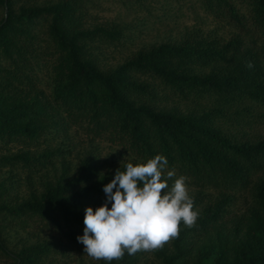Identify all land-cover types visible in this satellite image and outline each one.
I'll return each mask as SVG.
<instances>
[{
  "label": "trees",
  "instance_id": "obj_1",
  "mask_svg": "<svg viewBox=\"0 0 264 264\" xmlns=\"http://www.w3.org/2000/svg\"><path fill=\"white\" fill-rule=\"evenodd\" d=\"M23 1L0 0V144H36L49 132L67 136L71 126L84 122L136 158L127 163L136 166L163 155L167 171L174 169L202 188L243 190L262 175L253 187V207L231 233L218 224L229 202L224 197L190 229L179 230L171 251L162 247L156 254L163 264H264V137L241 140L218 124H229L234 113H247L248 103L257 104L264 116V0H202L206 11L230 29L229 40L210 35L162 44L110 71L100 68L92 44L97 39L118 41L121 32L80 29L73 0L45 7ZM42 24L55 60L52 98L38 91L27 73L33 59L42 56ZM145 77L152 83L141 80ZM204 98L212 100L206 111L183 112L166 105L174 99ZM54 155H2L0 170L22 171L33 187L34 176L55 167ZM126 164L118 169L125 171ZM62 170L42 193L33 191L23 201L10 200L17 174L0 182V251L10 264H54L57 248L44 242L13 252L2 236L7 225L26 229L40 218L75 241L83 234L85 209L106 202L103 187L116 172L102 173L90 157L81 161L76 176L66 177L64 165ZM191 233L208 239L194 262ZM137 254L125 252L119 261L105 264H136Z\"/></svg>",
  "mask_w": 264,
  "mask_h": 264
},
{
  "label": "rangeland",
  "instance_id": "obj_2",
  "mask_svg": "<svg viewBox=\"0 0 264 264\" xmlns=\"http://www.w3.org/2000/svg\"><path fill=\"white\" fill-rule=\"evenodd\" d=\"M24 0L23 2H25ZM59 0H30L29 7H45L56 4ZM77 2L76 25L80 29L94 30L97 27H104L109 30L121 32L118 41H101L97 39L93 44V53L98 65L104 71L114 70L125 64L142 51L162 44H179L185 40H192L198 37L208 38L210 35L224 38V42L229 40L228 28H223L224 24L219 22L214 15L206 11L202 0H73ZM26 3V4H27ZM3 11L0 12V19ZM39 30L40 49L42 55L37 61L33 59L31 70L27 73L32 79L38 91L52 98L54 87L53 66L55 63L51 51L48 49L47 36L44 35L46 28L42 24ZM142 81L151 82V79L142 78ZM159 83V82H158ZM26 85L25 92L31 89ZM28 88V89H26ZM166 105L169 108H178L183 112L206 111L210 109L212 100L204 98L197 102H184L178 99L170 100ZM245 105L247 113L240 116L235 115L231 122L220 121L218 124L226 133L233 137L246 141H256L264 137V116L257 104L248 103ZM30 151L38 156L44 152H55L51 161L55 163L50 169L41 175L32 178L30 186L26 181V175L22 171L12 169L0 170V182L7 177L15 175L17 181L13 185V190L9 192L10 200L23 201L30 197L35 191L40 194L49 183H54L62 175L63 165L67 168V176H76L81 161L90 157L97 163L102 173L114 172L127 162H136L126 149L110 142L106 134L98 135L91 130V127L84 122L71 126L67 136L60 133L49 132L42 136L40 141L31 145L11 144L5 146L0 144V157L2 155H13L18 152ZM59 153V154H58ZM52 163V164H53ZM165 170L163 178H166ZM176 176L168 180L171 188ZM262 175L253 179V183L247 189H212L202 188L186 180V188L189 196L194 200V211H198V218L206 208L217 204L222 198L227 197L229 202L225 206V213L218 219V224L223 227L225 234L232 232L234 225L244 219L249 210L253 207L252 198L253 187ZM25 179V180H24ZM11 221V219H10ZM196 223V222H195ZM190 229L183 224L179 230ZM83 235V234H82ZM81 235V236H82ZM2 236L6 240L9 249L13 252L20 250L23 246L35 243L51 242L56 248V258L54 264H105L106 261H96L84 253V245L77 241H71L64 233L59 232L55 227L46 225L40 218H34L30 226L22 229L19 226H6L2 230ZM191 247L193 248V262L197 255L203 250L208 239L191 233ZM173 239H170L163 247L172 250ZM136 264H163L157 257L156 249L151 252H138ZM199 258V257H198ZM54 260V259H53ZM11 259L0 251V264H10Z\"/></svg>",
  "mask_w": 264,
  "mask_h": 264
},
{
  "label": "clouds",
  "instance_id": "obj_3",
  "mask_svg": "<svg viewBox=\"0 0 264 264\" xmlns=\"http://www.w3.org/2000/svg\"><path fill=\"white\" fill-rule=\"evenodd\" d=\"M167 166V158L156 155L136 166L127 163L125 171L116 170L103 187L106 202L95 210L85 209L83 235L77 236L85 254L96 261H119L125 252L162 248L179 235L181 222L187 227L195 224L199 213L193 210L187 178H175L169 188L167 181L176 173L169 170L163 178Z\"/></svg>",
  "mask_w": 264,
  "mask_h": 264
}]
</instances>
